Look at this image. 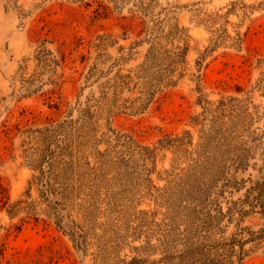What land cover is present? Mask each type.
<instances>
[{"label": "rangeland", "instance_id": "rangeland-1", "mask_svg": "<svg viewBox=\"0 0 264 264\" xmlns=\"http://www.w3.org/2000/svg\"><path fill=\"white\" fill-rule=\"evenodd\" d=\"M263 175L264 0H0V205L37 211L0 209V264L155 258L175 206Z\"/></svg>", "mask_w": 264, "mask_h": 264}, {"label": "trees", "instance_id": "trees-1", "mask_svg": "<svg viewBox=\"0 0 264 264\" xmlns=\"http://www.w3.org/2000/svg\"><path fill=\"white\" fill-rule=\"evenodd\" d=\"M61 160L63 166L58 171L54 168L53 160L49 161L46 171L39 167L41 175L45 173L47 176L45 195L56 192L57 183L61 187L58 192L61 195L68 190L66 173L72 161ZM241 160L238 154L235 162ZM230 181L228 179L222 186H228ZM204 193L200 189L197 194L203 196ZM215 193L212 199L208 193L203 200L193 199L184 205L175 206L169 221L157 224V241L151 243L148 239L141 248L159 251V256L152 259L133 256L129 260H122V264H240L249 251L246 247L248 243L255 247L264 246V175L248 187L242 197L227 199L226 209H223L219 200L224 189ZM0 209H5L11 216L25 212L27 216L37 218L32 202L26 200L10 203L7 198ZM182 214L184 216L180 217ZM248 216L258 218L259 226L256 229L242 225Z\"/></svg>", "mask_w": 264, "mask_h": 264}]
</instances>
